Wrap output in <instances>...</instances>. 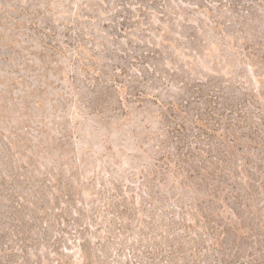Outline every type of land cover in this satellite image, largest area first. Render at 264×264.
I'll return each mask as SVG.
<instances>
[{
	"label": "rangeland",
	"instance_id": "rangeland-1",
	"mask_svg": "<svg viewBox=\"0 0 264 264\" xmlns=\"http://www.w3.org/2000/svg\"><path fill=\"white\" fill-rule=\"evenodd\" d=\"M0 264H264V0H0Z\"/></svg>",
	"mask_w": 264,
	"mask_h": 264
},
{
	"label": "trees",
	"instance_id": "trees-1",
	"mask_svg": "<svg viewBox=\"0 0 264 264\" xmlns=\"http://www.w3.org/2000/svg\"><path fill=\"white\" fill-rule=\"evenodd\" d=\"M245 136V139H252V133H249L248 135H242V137ZM192 138V137H191ZM190 136L189 135H185L183 138H180V143L182 142V144H186V146L192 145L190 141ZM195 138V136L193 137ZM200 142H198L197 144H199ZM182 144L180 145V149L182 148ZM184 147V145H183ZM210 154L211 157L212 154ZM165 155H163L162 158H164ZM178 161L180 162V159H182V162H186L185 158H181L178 157ZM226 160L225 164H230L228 166L223 165L222 168H220V166L222 164H216L217 166L214 165V168H211V165H213L214 162H209L211 163V165H207L206 162L202 163V166H193V165H189L187 166V172L188 175L192 178L195 179L197 178L195 181V184L198 187L201 188H206L209 192L210 195H207L209 197V200L204 199L203 201H200V199H198L197 202V206L199 208V211L204 213V217H206V222L208 223L207 225H205L204 227H208L207 229H209V231H215L217 230L218 225H221L222 223L218 222V220H214L212 218V216L209 218L207 214L211 215L212 211V207H215L214 210L218 207V204H220V200L221 197L224 196V198L226 200H229V196H231L232 198H234V207L232 206L231 209L235 212V213H239L238 212V206L242 205V200L241 198H244V193L246 194L247 190H245L244 192H242L241 190L237 189V185L233 184V180H230V173L228 171H234V175L235 177H237L238 175V164L237 167L232 165V161L229 159H224V161ZM251 160L248 159V163ZM176 162V163H177ZM221 162V161H220ZM219 162V163H220ZM220 165V166H219ZM234 169V170H233ZM248 172L250 174H252V169H248ZM232 178V177H231ZM238 178V177H237ZM238 181V180H236ZM229 191V192H228ZM182 198H185L184 196ZM180 200V199H179ZM208 202H210V204L208 206H206L208 204ZM231 205V204H230ZM220 208V207H219ZM209 225V226H208ZM227 227V226H226ZM226 233H230V228L227 227L225 228ZM231 235V233H230Z\"/></svg>",
	"mask_w": 264,
	"mask_h": 264
}]
</instances>
